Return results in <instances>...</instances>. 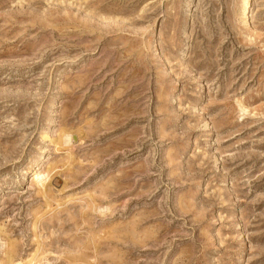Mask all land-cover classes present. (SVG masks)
<instances>
[{
	"label": "rangeland",
	"instance_id": "374dc122",
	"mask_svg": "<svg viewBox=\"0 0 264 264\" xmlns=\"http://www.w3.org/2000/svg\"><path fill=\"white\" fill-rule=\"evenodd\" d=\"M0 238V264H264V0H0Z\"/></svg>",
	"mask_w": 264,
	"mask_h": 264
},
{
	"label": "bare ground",
	"instance_id": "6f19581e",
	"mask_svg": "<svg viewBox=\"0 0 264 264\" xmlns=\"http://www.w3.org/2000/svg\"><path fill=\"white\" fill-rule=\"evenodd\" d=\"M61 137L64 140V142L68 143L72 141V136L69 133H66L65 131L62 132ZM32 178H33L32 180L33 183H41V186H44V184L42 183V176L39 172H36V174H34ZM4 245H5V242L2 240V238H0V248L3 247Z\"/></svg>",
	"mask_w": 264,
	"mask_h": 264
}]
</instances>
